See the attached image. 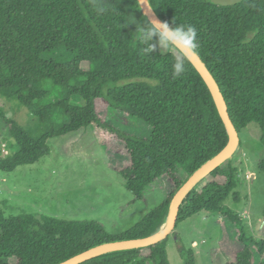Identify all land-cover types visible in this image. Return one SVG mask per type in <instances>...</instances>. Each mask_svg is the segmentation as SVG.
Wrapping results in <instances>:
<instances>
[{
	"label": "trees",
	"instance_id": "1",
	"mask_svg": "<svg viewBox=\"0 0 264 264\" xmlns=\"http://www.w3.org/2000/svg\"><path fill=\"white\" fill-rule=\"evenodd\" d=\"M148 1L170 27H196V53L218 83L234 127L257 123L264 147V0ZM147 20L138 0H0V97L16 101L39 123L24 129L0 105L8 135L7 154L0 141V172L37 163L49 154L50 138L90 127L100 145L123 143L129 164L118 173L136 199L163 179L173 185L158 206L119 234L97 221L6 216L0 207V264H57L104 242L152 235L184 182L179 172L189 176L227 144L214 98L188 58L173 79L175 53L162 52L154 38L155 49L145 54L137 29ZM97 101L145 122L151 137L112 125L98 114ZM258 169L264 172V159ZM208 176L211 181L185 196L176 224L203 211L219 213L240 244L227 264H264V240L249 236L242 217L224 205L228 196L241 199L237 168L227 161ZM166 246L167 237L79 264H169ZM181 258L195 264L192 251Z\"/></svg>",
	"mask_w": 264,
	"mask_h": 264
},
{
	"label": "rangeland",
	"instance_id": "2",
	"mask_svg": "<svg viewBox=\"0 0 264 264\" xmlns=\"http://www.w3.org/2000/svg\"><path fill=\"white\" fill-rule=\"evenodd\" d=\"M0 105L5 115L24 129L39 124L38 118L16 101L2 96ZM97 111L129 134L143 139L151 137V127L141 120L110 110L101 101H97ZM238 134L239 144L227 161L237 168V190L241 199L234 202L232 196H228L224 205L242 217L249 236L264 240V172L258 169L264 159L260 127L250 123ZM7 136V127L2 122L0 141L4 154L8 153ZM47 143L50 152L39 162L21 165L12 172H0V207L6 216L28 213L97 221L110 234H119L140 222L173 188L170 180L163 179L148 188L144 199H136L118 173L129 164L123 143L109 140L100 145L90 127L52 137ZM179 177L185 180L188 175L180 171ZM209 181L211 178L207 175L197 188ZM168 220L169 216L165 225ZM160 231L161 228L157 232ZM233 235L231 222L221 214L200 212L176 224L167 236L168 262L183 264L181 252L192 251L195 264H227L240 248Z\"/></svg>",
	"mask_w": 264,
	"mask_h": 264
},
{
	"label": "water",
	"instance_id": "3",
	"mask_svg": "<svg viewBox=\"0 0 264 264\" xmlns=\"http://www.w3.org/2000/svg\"><path fill=\"white\" fill-rule=\"evenodd\" d=\"M215 3L219 4H234L240 0H212ZM139 6L142 12L151 20H157L164 22L154 11L149 1L146 3L151 7L148 8L146 4L143 3V0H138ZM188 60L193 64L197 69L201 77L206 82L213 98L216 103L217 109L222 117V120L226 126L228 132V142L227 144L214 156L208 159L203 163L198 169H196L192 174H190L183 182V184L175 192L172 201L169 207V220L164 226L163 230L160 232H155L152 235L140 237V238H126V239H116L108 242H104L93 247H90L60 263L57 264H79L88 259L97 257L99 255L114 252L117 250L133 248V247H147L152 244H155L163 239H165L170 232L174 229L180 205L183 202L185 196L193 189L199 181L206 177L214 168L224 164L231 154L236 150L239 144V134L236 128L234 127L229 112L228 106L225 101V98L221 92V89L216 82L213 74L210 72L206 64L202 61L197 53L185 52Z\"/></svg>",
	"mask_w": 264,
	"mask_h": 264
},
{
	"label": "clouds",
	"instance_id": "4",
	"mask_svg": "<svg viewBox=\"0 0 264 264\" xmlns=\"http://www.w3.org/2000/svg\"><path fill=\"white\" fill-rule=\"evenodd\" d=\"M143 3L151 7L143 0ZM134 23V22H132ZM138 38L146 45L144 52L150 55L156 47L152 41L155 38L159 47L173 50L176 55L172 65V78H178L186 68L187 56L185 52L196 53L199 50L197 29L191 24H174L169 26L166 22L147 20L137 29Z\"/></svg>",
	"mask_w": 264,
	"mask_h": 264
},
{
	"label": "bare ground",
	"instance_id": "5",
	"mask_svg": "<svg viewBox=\"0 0 264 264\" xmlns=\"http://www.w3.org/2000/svg\"><path fill=\"white\" fill-rule=\"evenodd\" d=\"M146 1H147V0H146ZM199 182H200V181H199ZM199 182H198V183H199ZM198 183H196V185H197ZM196 185H195V186H196ZM164 226H165V224H163V225L160 227L161 230L164 228Z\"/></svg>",
	"mask_w": 264,
	"mask_h": 264
}]
</instances>
